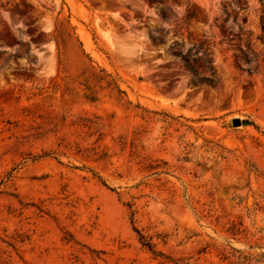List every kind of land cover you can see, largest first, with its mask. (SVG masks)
Listing matches in <instances>:
<instances>
[{
    "label": "rangeland",
    "instance_id": "374dc122",
    "mask_svg": "<svg viewBox=\"0 0 264 264\" xmlns=\"http://www.w3.org/2000/svg\"><path fill=\"white\" fill-rule=\"evenodd\" d=\"M0 264H264V0H0Z\"/></svg>",
    "mask_w": 264,
    "mask_h": 264
},
{
    "label": "water",
    "instance_id": "95a60500",
    "mask_svg": "<svg viewBox=\"0 0 264 264\" xmlns=\"http://www.w3.org/2000/svg\"><path fill=\"white\" fill-rule=\"evenodd\" d=\"M240 123H241V120L238 119V118H234V119L232 120V124H233L234 126H238V125H240Z\"/></svg>",
    "mask_w": 264,
    "mask_h": 264
},
{
    "label": "trees",
    "instance_id": "16d2710c",
    "mask_svg": "<svg viewBox=\"0 0 264 264\" xmlns=\"http://www.w3.org/2000/svg\"><path fill=\"white\" fill-rule=\"evenodd\" d=\"M247 123V122H246Z\"/></svg>",
    "mask_w": 264,
    "mask_h": 264
}]
</instances>
